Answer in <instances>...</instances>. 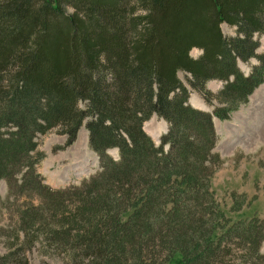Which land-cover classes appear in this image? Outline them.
Segmentation results:
<instances>
[{"label": "trees", "instance_id": "16d2710c", "mask_svg": "<svg viewBox=\"0 0 264 264\" xmlns=\"http://www.w3.org/2000/svg\"><path fill=\"white\" fill-rule=\"evenodd\" d=\"M262 35L264 0H0V182L59 203L40 223L69 264H264V219L222 209L213 116L188 104L178 76L230 120L264 84ZM254 59L246 76L239 63ZM210 81L226 86L213 96ZM155 116L169 127L159 146L145 132ZM83 126L101 171L52 189L37 139L58 129L70 146Z\"/></svg>", "mask_w": 264, "mask_h": 264}, {"label": "rangeland", "instance_id": "374dc122", "mask_svg": "<svg viewBox=\"0 0 264 264\" xmlns=\"http://www.w3.org/2000/svg\"><path fill=\"white\" fill-rule=\"evenodd\" d=\"M67 13L71 14L72 11L68 9ZM221 29L227 37L236 36L235 28L223 24ZM255 39L260 45L257 55L264 54V35ZM201 55L197 49L191 52L194 59ZM256 65L258 61L254 59L248 63L240 62L239 68L249 76ZM178 76L190 92L188 104L191 107L211 115L217 108H223L217 101L213 106L207 105L201 96L192 92L189 74L180 72ZM225 86V82L210 81L205 90L217 96ZM80 107L84 109L85 104L81 103ZM214 125L218 136L215 153L223 162L212 180L217 200L233 221L256 217L264 219V84L246 104L232 113L230 120L220 121L214 117ZM168 128V124L157 117L145 125L146 133L156 145H160L161 137ZM59 131L55 129L40 135L36 152L44 156L37 167L38 173L45 184L55 190L80 186L100 172L99 158L90 148L85 126L79 131L76 142L70 146L67 145V137ZM193 142L202 147L204 145L194 139ZM108 154L116 161L120 159L117 149L110 150ZM174 154L176 159L177 150ZM56 204L59 203L44 202L37 195H24L17 188H10L7 181H1L0 259L5 260L6 264L14 256L27 260L29 264H69V253L64 250L68 244L60 246L46 240L47 234L53 233L55 228L40 223L42 217L58 215ZM261 252L264 254V243ZM175 262L178 264L179 260Z\"/></svg>", "mask_w": 264, "mask_h": 264}]
</instances>
